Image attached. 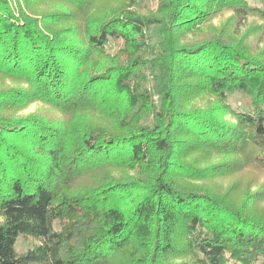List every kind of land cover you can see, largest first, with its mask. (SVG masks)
I'll use <instances>...</instances> for the list:
<instances>
[{"label": "trees", "instance_id": "trees-1", "mask_svg": "<svg viewBox=\"0 0 264 264\" xmlns=\"http://www.w3.org/2000/svg\"><path fill=\"white\" fill-rule=\"evenodd\" d=\"M23 1L59 6L0 0V264H264V0Z\"/></svg>", "mask_w": 264, "mask_h": 264}, {"label": "rangeland", "instance_id": "rangeland-1", "mask_svg": "<svg viewBox=\"0 0 264 264\" xmlns=\"http://www.w3.org/2000/svg\"><path fill=\"white\" fill-rule=\"evenodd\" d=\"M11 7L13 8V10L15 11V14L17 16H19V7H21V9H23V11H25L28 14H31L35 17H38L39 20H41V18L43 17L44 14L46 13H51V12H56L57 8L59 5L55 6L54 4H50L48 3L49 1H39V2H35V1H30V5H31V11L28 10V6L29 3H25L23 0H9ZM251 3H261L262 0H248ZM156 0H139L138 5L139 6H149L152 10H155L156 7ZM28 4V6H27ZM231 16V12H226L223 11L221 13H218L216 16H214L212 18V20L209 22L210 24H213L215 26H221L223 25L228 18ZM210 24H206L203 29L206 30L208 28V26H210ZM237 32L240 34H245L246 31L248 29H251V33H253L251 35V38H253V40L255 41L256 44V52L260 53L264 50V22L256 17H251L248 16L246 18H244L241 22H239L237 24ZM260 28V29H258ZM150 35V42L152 45L154 46H158L159 43V38L156 34V31H151L149 33ZM120 47V44L118 42L115 41H111L110 44L108 45V49H109V54L111 55H115L118 52V49ZM19 84L17 82L12 81L11 79H7L4 77L0 76V89H3L4 87H17ZM205 99L206 98H196L195 101H198L196 103L200 104V105H204L205 104ZM201 100V101H199ZM204 100V101H203ZM230 103L231 105H233L234 107H240L243 103V100L241 99V96L239 94H234L230 97ZM51 109L47 106H45L44 104L40 103V102H34L29 104L28 106L20 109L16 112H14V116L18 117V116H27L33 113H37V114H44V115H49L51 113ZM227 118H229V116H227ZM251 174H246L247 178H250ZM260 178V179H259ZM256 185L253 186V189H256L257 185H261L264 183V176H259ZM232 182V179H229L227 181H225L223 183L224 186H227L228 184H230ZM196 183H200V182H196ZM217 185H219V181L215 182ZM30 239L25 238V237H20L17 241L16 244V249L18 250L19 253H24L28 250V248L30 247Z\"/></svg>", "mask_w": 264, "mask_h": 264}]
</instances>
